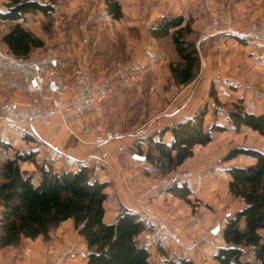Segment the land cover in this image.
Segmentation results:
<instances>
[{"label": "rangeland", "instance_id": "1", "mask_svg": "<svg viewBox=\"0 0 264 264\" xmlns=\"http://www.w3.org/2000/svg\"><path fill=\"white\" fill-rule=\"evenodd\" d=\"M5 1L0 0V10L6 9ZM118 1L122 11L119 20L107 13L104 0H57L55 10L49 16L34 12L25 14L18 22L43 42L42 47L32 49L28 59L37 60L55 54L61 64L57 74L70 83L80 59L85 58L95 82L110 81L112 93L105 101L92 110L70 117L89 115L103 107L105 111L102 117L92 116L91 119L89 116V124L83 128V132L93 134V140L95 128L99 126L122 137L142 135V140L146 141L147 137L167 124L200 110L207 111L204 116L206 128L213 123L225 126L226 131L216 133L206 145H196L191 158L168 172L160 164L145 160L149 150L156 153L151 143L146 142L142 147L138 144L136 150L132 149L136 156L145 160L143 164L148 163L144 169L147 181L137 200L139 209L140 200L146 198L165 223L180 230L181 238L195 240L197 249L207 239L213 249L217 248L221 229L226 223L224 219L241 205L227 190L229 177L226 170L230 166L253 163L245 156L227 161L223 158L234 147L264 151V138L258 132L244 126L234 131L227 118L229 110L239 107L253 113L264 112V45L227 33L201 38L209 31L213 20L222 15L229 16L235 28H245L255 21L264 25V0ZM178 14L183 15L188 22L183 31L184 38L190 40L198 51L199 67L195 78L186 85H177L170 75L169 65L179 61L171 34L155 37L149 31L164 16ZM13 25L0 21V51L10 56L2 35ZM212 90L215 96L210 95ZM31 99L32 95L27 91L22 75L0 68V109L5 101H14L25 108ZM70 118L63 123L54 119L52 125L55 121L67 124ZM30 127L22 123H7L0 115V163L12 157L16 150L35 146L22 139ZM75 137L79 141L83 140L79 134ZM4 141L8 147L2 145ZM119 146L123 145H118L116 150L123 153L125 147L119 151ZM42 147L43 151L47 148L44 145ZM95 148L101 151V158L102 153L107 152L101 150L102 147ZM43 155L41 153L39 158H43ZM108 156L102 159H108ZM120 160L124 159L121 157ZM22 168L34 169L28 163L22 164ZM182 170L194 174V178L188 182L191 191L188 197L181 199L168 190L153 192L166 194L165 199L154 200L156 195L146 193L153 182ZM160 211L165 212V216ZM53 230L55 228L50 234ZM51 238L49 235L48 239H22L18 246L0 249V264H24L28 258L35 261L32 264H48L66 248H72L73 251L64 264L86 263L83 258L74 259L80 250L77 237L71 243L60 246L52 257H42L44 251L42 253L40 246L49 244ZM197 249L191 254H196ZM151 254L156 260L157 255Z\"/></svg>", "mask_w": 264, "mask_h": 264}, {"label": "trees", "instance_id": "2", "mask_svg": "<svg viewBox=\"0 0 264 264\" xmlns=\"http://www.w3.org/2000/svg\"><path fill=\"white\" fill-rule=\"evenodd\" d=\"M56 2L8 0L6 9L0 10V21L14 23L2 35L13 57L29 58L33 48L43 46L42 40L25 29L18 19L30 12L49 16ZM104 3L111 18H122L118 0H104ZM187 25L185 17L178 14L164 16L149 30L155 37L171 34L179 61L171 63L169 71L177 85L190 83L199 67L197 48L183 35ZM210 95H214L213 90ZM206 112L197 111L152 133L146 140L156 153L149 150L145 160L160 164L167 172L172 171L194 155L196 145H206L216 133L226 131L225 126L216 123L206 128ZM227 118L234 131L244 126L264 138V112L253 113L239 107L229 110ZM22 139L35 146L16 150L12 157L0 163V249L18 246L22 239H48L52 229L71 219L85 243V264H193V260L172 243L157 245L153 251L161 260H154L152 249L139 239L148 224L138 212L121 207L114 217L107 218L109 196L105 190L109 182L99 178L101 166L88 165L50 147L43 151V144L29 132H25ZM1 143L9 146L5 141ZM41 153H44L43 158H39ZM241 156L250 158L253 163L230 166L226 174L229 177L227 190L242 207L228 215L220 232L224 245L214 251L212 264H264V151L234 147L223 160ZM24 163L34 169L22 168ZM188 182L165 191L184 199L191 194Z\"/></svg>", "mask_w": 264, "mask_h": 264}, {"label": "built area", "instance_id": "3", "mask_svg": "<svg viewBox=\"0 0 264 264\" xmlns=\"http://www.w3.org/2000/svg\"><path fill=\"white\" fill-rule=\"evenodd\" d=\"M207 33L201 39H206L213 34L227 33L247 39L260 45H264V25L255 21L245 28H235L229 16L216 17ZM60 61L55 54L47 55L41 59H28L12 57L0 51V68L19 72L26 83V89L32 95L31 102L22 108L14 101H5L1 106V119L10 124H26L33 126L41 123L48 127L53 124L54 119L62 123L67 118L85 111L92 110L94 106L106 100L110 96L111 83L108 79L100 83L95 82L91 76L85 58H81L74 70L73 80L65 82L57 74ZM48 76V77H47ZM93 144L102 147L109 141L121 139L118 133L105 131L101 127L95 128ZM119 151L123 146L118 147ZM108 156L107 152L102 153V158ZM194 178L189 170L170 173L168 176L153 182L146 193L165 191L173 185H181L185 181ZM141 206L139 215L148 224V229L141 235V243L150 249H154L161 243H172L181 251L193 252L197 249L198 243L195 240L186 241L181 238L180 230L177 227L168 225L152 209L148 199L140 200ZM226 222V219H224ZM72 248H66L48 264H64L66 258L72 253Z\"/></svg>", "mask_w": 264, "mask_h": 264}, {"label": "crops", "instance_id": "4", "mask_svg": "<svg viewBox=\"0 0 264 264\" xmlns=\"http://www.w3.org/2000/svg\"><path fill=\"white\" fill-rule=\"evenodd\" d=\"M5 2H8V0ZM104 111L105 109L103 107L97 108V110L93 111L92 114L79 115L77 117L70 118L66 122L67 124H59L55 121L54 125L45 127L40 123H35L29 130H27V132H29L32 136H35V138H37L39 142L47 148L50 147L51 149L76 160H82L88 165L96 163L102 167V169L98 171V176L101 180L109 182V186L106 188L105 192L109 196L107 201V210L111 214V218L117 214L121 207H126L135 212H139L137 200L139 199V196H141V193H143V187L147 181L144 169L148 163L147 165L143 164V161L145 160L143 158L136 157V155L132 152V149L136 150V146L138 144V146L142 147V144H145L148 141L142 140V135L133 137L124 136L122 139L109 142L108 144L102 146L101 150H105L109 154L108 159H102L101 151L97 150L92 144L93 134L83 132V128L89 124L87 122L89 116L91 119L92 116L102 117L101 115H103ZM186 117L188 116H184L183 118ZM183 118L181 117V119ZM181 119L179 118L178 120ZM76 134L83 137V140H77L75 137ZM118 145H123L125 147L123 153L116 150ZM121 157L124 160H120ZM153 195H156L154 196V200L162 198L165 199L166 197L165 192L154 193ZM239 207L241 208L242 206L240 205ZM160 212L165 216V212ZM76 232L77 231L73 226L72 220H65V222L57 226V228L53 230V233L50 234L52 237V240L49 241L50 243H45L40 246L42 253L44 251L42 257H52V255L59 250L60 246L63 247L67 243H71L73 238L77 237L76 239L79 241L80 250H78V256L74 257V259H85V243ZM220 238L221 239L218 244H216V247L224 245L221 234ZM215 250L216 248L213 249V247H211V242L207 239L206 241L201 242L196 254L190 253V256H187L193 260V264H212V258ZM152 253H154V251H152ZM156 255V260H161L159 254ZM29 259L30 258H28V261H25L24 264H32L35 262L34 260ZM83 262H85V260Z\"/></svg>", "mask_w": 264, "mask_h": 264}, {"label": "water", "instance_id": "5", "mask_svg": "<svg viewBox=\"0 0 264 264\" xmlns=\"http://www.w3.org/2000/svg\"><path fill=\"white\" fill-rule=\"evenodd\" d=\"M136 157H140V156H136ZM140 158H142V157H140Z\"/></svg>", "mask_w": 264, "mask_h": 264}]
</instances>
